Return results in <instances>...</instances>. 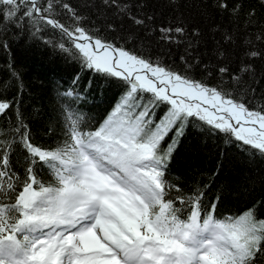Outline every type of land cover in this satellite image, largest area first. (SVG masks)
<instances>
[{
    "label": "snow or ice",
    "instance_id": "6c2138e0",
    "mask_svg": "<svg viewBox=\"0 0 264 264\" xmlns=\"http://www.w3.org/2000/svg\"><path fill=\"white\" fill-rule=\"evenodd\" d=\"M0 52V264H264V0H0Z\"/></svg>",
    "mask_w": 264,
    "mask_h": 264
},
{
    "label": "trees",
    "instance_id": "16d2710c",
    "mask_svg": "<svg viewBox=\"0 0 264 264\" xmlns=\"http://www.w3.org/2000/svg\"><path fill=\"white\" fill-rule=\"evenodd\" d=\"M211 47V42L209 43ZM13 59L20 65L25 80L33 85L35 91H40L39 85L41 81L47 83V80L51 78L53 74L55 75H65L67 66L64 61L55 56L50 52V50L45 49L39 43L25 42L18 46H15L13 52ZM8 57L5 53L0 52V75L3 74ZM114 91V89L112 90ZM111 95L110 91L106 90L105 97L101 98L97 94V99H107ZM106 104L97 103L91 106L94 113L103 112ZM211 147V143H209ZM192 157V153L187 150L186 147L182 146L180 150V160L187 161ZM194 163L201 167L202 169L209 166L207 160V153L201 151L194 159ZM234 166L242 169L250 176H259L264 172V162H261L259 158L256 159L254 163L245 164L242 161H234ZM185 171L183 163L176 166V174H182ZM257 192L259 191V184H256ZM249 186H246L243 182L242 177L238 178L234 183V191L231 193V199L235 206H243L244 203L248 201L249 197Z\"/></svg>",
    "mask_w": 264,
    "mask_h": 264
}]
</instances>
